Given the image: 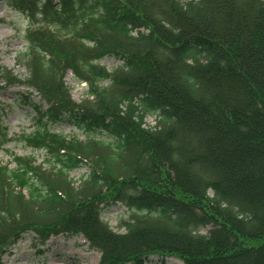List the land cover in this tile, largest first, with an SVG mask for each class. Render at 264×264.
<instances>
[{"label": "trees", "instance_id": "16d2710c", "mask_svg": "<svg viewBox=\"0 0 264 264\" xmlns=\"http://www.w3.org/2000/svg\"><path fill=\"white\" fill-rule=\"evenodd\" d=\"M7 2L30 20L28 74L0 66V90L40 96L18 140L46 157L0 163V264L26 233L81 235L98 264H264V0ZM69 70L88 85L80 102ZM66 118L112 140L51 128ZM111 203L133 211L120 230Z\"/></svg>", "mask_w": 264, "mask_h": 264}, {"label": "rangeland", "instance_id": "374dc122", "mask_svg": "<svg viewBox=\"0 0 264 264\" xmlns=\"http://www.w3.org/2000/svg\"><path fill=\"white\" fill-rule=\"evenodd\" d=\"M30 25L29 18L22 12L10 6L7 0H0V66L11 69L21 78L28 74L27 68L19 61L27 50L26 32ZM110 70H114L123 62L113 56H106L101 60ZM65 82L72 97L81 101L87 97L88 85L76 79L69 70L65 75ZM22 95H25L22 98ZM40 103V97L27 92L25 86H10L0 90V163L14 166L12 154L29 156L34 155L38 163L44 162L46 151L35 149L18 140L22 133H30L37 125V116L34 105ZM46 106L44 105V108ZM149 125L155 124V116L147 118ZM54 131L65 135H76L80 139L90 137L111 141L108 133L86 131L76 122L66 118L60 122L51 123ZM4 132L12 138L1 144ZM88 174V168L83 166L71 172V178L80 184L82 178ZM133 213L122 203L105 205L102 210L103 219L115 230L121 229L123 219ZM101 253L90 247L87 240L81 235L61 234L52 236L43 246L33 233H27L17 240L6 252L1 264H98ZM183 264L175 258L163 259L157 255H150L146 264Z\"/></svg>", "mask_w": 264, "mask_h": 264}]
</instances>
